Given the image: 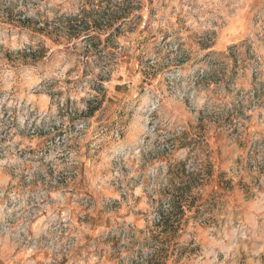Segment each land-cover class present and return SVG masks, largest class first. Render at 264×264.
I'll list each match as a JSON object with an SVG mask.
<instances>
[{
	"label": "rangeland",
	"instance_id": "obj_1",
	"mask_svg": "<svg viewBox=\"0 0 264 264\" xmlns=\"http://www.w3.org/2000/svg\"><path fill=\"white\" fill-rule=\"evenodd\" d=\"M158 248L264 264V0H0V264Z\"/></svg>",
	"mask_w": 264,
	"mask_h": 264
},
{
	"label": "trees",
	"instance_id": "obj_2",
	"mask_svg": "<svg viewBox=\"0 0 264 264\" xmlns=\"http://www.w3.org/2000/svg\"><path fill=\"white\" fill-rule=\"evenodd\" d=\"M78 26L80 24H77ZM78 32V31H77ZM93 39V38H92ZM91 41V40H89ZM97 108H94L93 111H91V115ZM176 205H172V207L169 209V214L165 217H161L158 228H160L159 235H169L177 232L178 228V216L182 215L183 210L181 207V202H179V199H176L174 202ZM157 238V236H155ZM165 250L164 248H158L153 251L152 254L147 255L146 258L142 259L138 264H164L161 262V260H165Z\"/></svg>",
	"mask_w": 264,
	"mask_h": 264
}]
</instances>
